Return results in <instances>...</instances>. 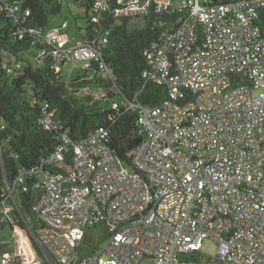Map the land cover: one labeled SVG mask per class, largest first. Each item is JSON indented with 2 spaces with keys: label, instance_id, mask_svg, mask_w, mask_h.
<instances>
[{
  "label": "built area",
  "instance_id": "obj_1",
  "mask_svg": "<svg viewBox=\"0 0 264 264\" xmlns=\"http://www.w3.org/2000/svg\"><path fill=\"white\" fill-rule=\"evenodd\" d=\"M94 1L99 16L117 19L187 10L176 26L155 19L163 31L143 72L168 100L130 104L145 136L128 162L114 156L104 129L76 144L65 134L47 160L7 184L0 220L12 235L0 264H42L30 235L51 264H264V0ZM26 32L44 47L39 63L51 57L57 73L74 61L116 80L102 55L109 31L72 46L60 30ZM52 116L46 131L56 128ZM18 187L36 195L33 219ZM98 224L106 238L84 254ZM207 240L216 244L212 259L200 254Z\"/></svg>",
  "mask_w": 264,
  "mask_h": 264
},
{
  "label": "trees",
  "instance_id": "obj_2",
  "mask_svg": "<svg viewBox=\"0 0 264 264\" xmlns=\"http://www.w3.org/2000/svg\"><path fill=\"white\" fill-rule=\"evenodd\" d=\"M64 1L0 0V200L7 184L12 185L21 173L47 160L65 134L76 144L104 129L108 132V145L114 156L128 162L129 152L138 147L145 136L138 125L137 112L130 104L140 102L156 107L168 100L167 88L146 83L143 72L148 68V55L160 41L163 31L157 28L155 23L159 20L155 19L176 26L187 10L144 17L145 28L130 29L135 18L117 19L112 12L99 16L94 0H72L80 3L88 18L90 16L81 42L97 43L105 31H109L102 55L104 62L113 69L116 80L104 78L97 66L91 70L82 69L66 80L63 71H55L51 57L45 56L39 63L37 57L44 47L33 45V36L26 32L46 31L50 18L60 13ZM210 1L213 5H221L230 0ZM21 33L24 34L22 40ZM12 66L17 67L9 72ZM86 89L101 91L103 97L94 100L82 95ZM51 113L56 128L46 131L42 121ZM27 184L30 186L29 181ZM17 195L23 215L33 219L31 212L36 195L31 190L22 193L21 187ZM7 227L12 235V225L0 220V232ZM10 239L6 242L0 237V254L6 252ZM30 243L40 262L51 264L32 235Z\"/></svg>",
  "mask_w": 264,
  "mask_h": 264
},
{
  "label": "rangeland",
  "instance_id": "obj_3",
  "mask_svg": "<svg viewBox=\"0 0 264 264\" xmlns=\"http://www.w3.org/2000/svg\"><path fill=\"white\" fill-rule=\"evenodd\" d=\"M92 17V16H91ZM90 18V16H89ZM89 18L86 14L85 8L78 2L72 0H65L61 5V11L57 15L50 18L46 30H60L62 35L68 37V46H72L81 42L86 35ZM146 26V21L143 18L135 19L132 21L130 29L139 28L143 29ZM82 70L80 62L69 61L63 66V74L66 80H70L76 73ZM82 95H88L94 100L101 99L103 92L98 90H83ZM107 229L105 226L98 224L96 227L87 231L81 245L84 254H89L97 246H101V242L106 238ZM11 236L9 227L5 231L0 232V237L8 242ZM24 242V241H23ZM27 251V246H26ZM216 244L213 241H205L201 256L204 259H212L215 255ZM28 255V251H27ZM140 264H153L150 259H144Z\"/></svg>",
  "mask_w": 264,
  "mask_h": 264
},
{
  "label": "bare ground",
  "instance_id": "obj_4",
  "mask_svg": "<svg viewBox=\"0 0 264 264\" xmlns=\"http://www.w3.org/2000/svg\"><path fill=\"white\" fill-rule=\"evenodd\" d=\"M22 243H23V241H21ZM27 251H28V257H29V259L31 260V258L33 257L32 256V251L31 250H28V247H27ZM36 258H35V256L32 258V260H35ZM31 260V261H32Z\"/></svg>",
  "mask_w": 264,
  "mask_h": 264
}]
</instances>
